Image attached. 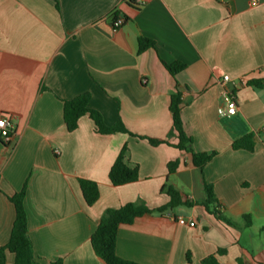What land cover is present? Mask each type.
<instances>
[{"label":"crops","instance_id":"crops-1","mask_svg":"<svg viewBox=\"0 0 264 264\" xmlns=\"http://www.w3.org/2000/svg\"><path fill=\"white\" fill-rule=\"evenodd\" d=\"M116 18L125 24L114 28ZM139 38L154 41L156 50L139 53ZM161 59L186 68L173 77ZM225 75L237 97L233 117L219 114ZM177 83L193 151L215 153L202 170L169 137ZM84 93L108 126L120 118L132 134L168 144L99 134L88 115L70 132L64 101ZM1 114L10 117L13 133L10 143L0 141V249L16 218L10 197L25 185L39 264H105L91 245L104 212L128 203L166 206L164 188L171 186L194 205L121 225L120 258L264 264V0H146L139 9L129 0H0ZM247 135L254 150H235ZM124 145L139 179L116 187L109 171ZM173 161L180 164L170 174ZM81 179L98 185L92 206ZM206 185L214 193L209 203ZM6 264H15L14 254L6 253Z\"/></svg>","mask_w":264,"mask_h":264},{"label":"trees","instance_id":"trees-1","mask_svg":"<svg viewBox=\"0 0 264 264\" xmlns=\"http://www.w3.org/2000/svg\"><path fill=\"white\" fill-rule=\"evenodd\" d=\"M129 4L139 9L142 6L136 0H129ZM115 20V19H114ZM149 49L156 50V43L147 38H139L138 51L143 53ZM162 64L167 71L176 77L177 74L184 71L186 65L183 63L167 64L161 59ZM255 86H261L260 83L255 81L249 82ZM183 92L179 90L178 83L176 84L175 91L171 95L169 110L172 116V129L169 137H175L178 141L176 148L189 153L192 156L193 165L200 170L213 158L215 153H195L192 145L193 141L188 137L184 131L183 123L181 120V111L183 108ZM91 95L84 93L72 100L64 101L63 117L67 129L70 132L78 128L79 120L88 115L95 123L96 131L99 134L108 135L115 133H125L136 136L140 139L148 140L153 146L167 143L168 141L150 139L129 132L120 118L116 124L108 126L101 113L90 106ZM252 135H247L240 141L234 144L235 150L246 149L249 151L254 150V143ZM128 146L124 145L119 156L115 160L109 171V179L113 186H122L134 183L139 179L138 167H130L126 162V154ZM180 162L173 161L168 164V172L174 173ZM80 188L83 197L88 206H92L97 202L100 196L98 185L95 182L88 180H79ZM207 201L209 203L214 197L213 189L210 185L205 186ZM164 191L170 197V202L163 207L151 210L142 203H128L117 209H107L101 221L91 236V245L97 257L105 264H139L133 261L125 260L117 255V235L121 225L132 224L136 219L141 218L148 214L163 213L169 209H174L179 206L191 207L194 205L192 202L183 200L182 195L175 188L168 186ZM27 192V185L14 196L10 197V201L14 204L16 210V218L12 228L11 236L8 244L0 249V264H6V253L15 255V264H39V258L35 256L33 244L28 234V217L25 209V197ZM187 261H191L190 254H187ZM53 264H62L60 261ZM202 264H220L214 256H210L202 261Z\"/></svg>","mask_w":264,"mask_h":264},{"label":"built area","instance_id":"built-area-1","mask_svg":"<svg viewBox=\"0 0 264 264\" xmlns=\"http://www.w3.org/2000/svg\"><path fill=\"white\" fill-rule=\"evenodd\" d=\"M146 0H136L139 6L145 4ZM258 0H252V2H257ZM125 24V20L122 18H116L112 22L114 28H120ZM224 90L221 96V106L219 110L220 116L233 117L237 114V97L233 88L231 87L232 80L229 76L225 75L221 79ZM13 133V124L11 123L10 117L8 115H0V141L3 144H8L11 142ZM182 224L186 223L185 220H180ZM190 226H194L193 222L189 223Z\"/></svg>","mask_w":264,"mask_h":264},{"label":"water","instance_id":"water-1","mask_svg":"<svg viewBox=\"0 0 264 264\" xmlns=\"http://www.w3.org/2000/svg\"><path fill=\"white\" fill-rule=\"evenodd\" d=\"M180 90H183V88H180Z\"/></svg>","mask_w":264,"mask_h":264}]
</instances>
